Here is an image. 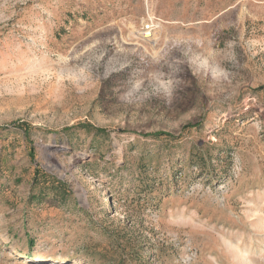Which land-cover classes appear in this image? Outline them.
Segmentation results:
<instances>
[{
	"label": "rangeland",
	"instance_id": "1",
	"mask_svg": "<svg viewBox=\"0 0 264 264\" xmlns=\"http://www.w3.org/2000/svg\"><path fill=\"white\" fill-rule=\"evenodd\" d=\"M193 35L235 42L229 83L175 63ZM154 68L173 100L122 103ZM225 239L264 255V0H0V264H231Z\"/></svg>",
	"mask_w": 264,
	"mask_h": 264
},
{
	"label": "clouds",
	"instance_id": "2",
	"mask_svg": "<svg viewBox=\"0 0 264 264\" xmlns=\"http://www.w3.org/2000/svg\"><path fill=\"white\" fill-rule=\"evenodd\" d=\"M235 47L234 41H226L223 49H217L214 45L209 49L206 43L193 35L175 42L172 50L179 49L181 53L180 58L175 60L176 64L186 63L193 74L205 79L209 90L214 91L230 82L231 72L226 65L236 60ZM180 83L169 72L154 68L146 77L134 79L119 99L127 104L149 101L154 97L171 102ZM244 203L247 206V201ZM224 245L234 254L231 264H264V255L243 247L240 241L225 239Z\"/></svg>",
	"mask_w": 264,
	"mask_h": 264
}]
</instances>
